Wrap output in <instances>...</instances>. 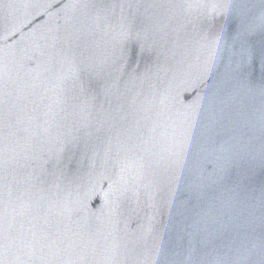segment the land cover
Returning a JSON list of instances; mask_svg holds the SVG:
<instances>
[{"label":"water","instance_id":"water-1","mask_svg":"<svg viewBox=\"0 0 264 264\" xmlns=\"http://www.w3.org/2000/svg\"><path fill=\"white\" fill-rule=\"evenodd\" d=\"M0 264H264V0H0Z\"/></svg>","mask_w":264,"mask_h":264}]
</instances>
